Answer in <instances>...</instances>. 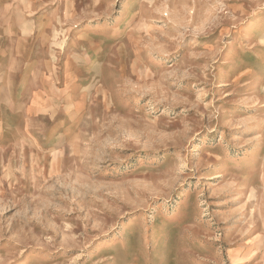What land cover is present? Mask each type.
<instances>
[{"label":"rangeland","instance_id":"rangeland-1","mask_svg":"<svg viewBox=\"0 0 264 264\" xmlns=\"http://www.w3.org/2000/svg\"><path fill=\"white\" fill-rule=\"evenodd\" d=\"M127 1L0 0V264H264V0Z\"/></svg>","mask_w":264,"mask_h":264},{"label":"bare ground","instance_id":"bare-ground-1","mask_svg":"<svg viewBox=\"0 0 264 264\" xmlns=\"http://www.w3.org/2000/svg\"><path fill=\"white\" fill-rule=\"evenodd\" d=\"M132 1H133V0H128V1L126 2L125 7L121 10V14L125 13V11L129 9V5L132 3ZM35 102H36V101H35ZM163 229H164V228H163Z\"/></svg>","mask_w":264,"mask_h":264}]
</instances>
